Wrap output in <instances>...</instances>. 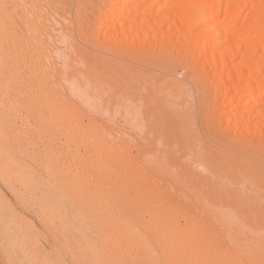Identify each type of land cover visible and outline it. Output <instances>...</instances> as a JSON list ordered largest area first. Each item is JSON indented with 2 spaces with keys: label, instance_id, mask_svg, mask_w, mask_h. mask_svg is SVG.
<instances>
[{
  "label": "bare ground",
  "instance_id": "1",
  "mask_svg": "<svg viewBox=\"0 0 264 264\" xmlns=\"http://www.w3.org/2000/svg\"><path fill=\"white\" fill-rule=\"evenodd\" d=\"M1 10L10 140L0 180L14 199L25 200L26 177L38 175L19 157L32 128L29 161L40 172L37 186L29 181L42 217L85 233L197 240L213 230L217 242H244L264 257V236L248 232L264 213V0H0ZM1 195L5 232L22 219ZM18 235L6 240L23 255L15 260L28 248ZM115 251L101 252L104 261L92 254L101 264L130 255Z\"/></svg>",
  "mask_w": 264,
  "mask_h": 264
},
{
  "label": "rangeland",
  "instance_id": "2",
  "mask_svg": "<svg viewBox=\"0 0 264 264\" xmlns=\"http://www.w3.org/2000/svg\"><path fill=\"white\" fill-rule=\"evenodd\" d=\"M0 16H1V19L2 18L4 19L5 13L3 10L0 11ZM6 72H7V69H6V66L4 64V39H3V37H0V162H1L0 177L1 178H3L6 174V172H4V171H7V168H6L7 167V165H6L7 156L5 157V155L8 154L7 153L8 147L6 149V146H9V145H6V142L8 141V140H6L7 136L9 137L7 139L10 140V135H9L10 134V131H9L10 130V124H9L10 123V120H9L10 114L9 113L10 112H9V103H8V83H7V75H6L7 73ZM5 110H6V112H5ZM5 116L7 117L8 121H9V122L8 121L6 122L7 124H5V120H6ZM20 119L21 118L16 119V121L18 122V123L16 122L17 127H19V126L21 127L23 122H24L21 119L23 122H22V124H19V123H21ZM8 124H9V127H8ZM5 125H7V126H5ZM6 127H8V128L6 129ZM28 128H30V127H28ZM5 130H6V132H5ZM30 132H31L30 135L32 138L31 143H26V142H24V140H21V142H23V143H20V142L18 143V144H20L18 147L19 148L21 147L20 148L21 149V152H20L21 155L19 154V157L21 160H23L22 166H24L27 163L25 165V167L27 169L24 167H23V169L21 167V169L26 174L27 173L30 174L31 170H32V172L33 171L35 172L33 176H36L35 174H38L37 176H39L40 169L38 168L39 166L36 162V159H35V162L29 161V160H32L35 158L34 157V156H36L35 152H37V149H38V147H35L38 145V144H36L37 143L36 142L37 141V138H36L37 134L35 133V131L32 128H30ZM33 145H35V146H33ZM23 147L24 148L26 147V150H27L26 153H24L25 149ZM30 152H31V154H30ZM23 153L24 154L28 153L30 155L27 154L28 157L25 158L26 155H24ZM32 155L34 158L29 157ZM32 161H34V160H32ZM4 162H6V163L2 164ZM2 165H3V167H2ZM27 165H28V167H27ZM29 168H30V170H28ZM27 171H30V172H27ZM26 174H24V177L26 176ZM30 176H32V175H30ZM37 176L33 177L34 178L33 181L30 180L32 177H29L30 179L28 177H26L27 181L25 183L27 185H28V182L30 183V186H27L28 189L25 187L26 185L24 184V182H22L24 184V186H23V184H21V182L17 181L18 184H20V185L16 184V186H15L16 188L18 187L16 189L17 192L22 191V190L24 191L23 187L27 189V190L25 189V192L26 191L27 192H26V194H24L25 200L22 197L23 192H22V194L20 192V194L22 196L21 197L19 196L23 200L19 199V197H16L20 201L19 200L16 201L15 200L16 198L14 199V195L11 196V192L8 191L7 188H5L6 185H5V183L3 184L4 178H3V182L0 180V191H2V195L5 196V197L4 196L3 197L9 201V204H8L7 200L4 199L3 201L4 202L7 201L5 204H8L10 207L16 209L14 211L15 212L18 211V215L21 216V219H22L21 223L24 222V224L17 222L16 220H20V218L18 219L19 216L17 214H15V212H14L13 221H16L17 224L14 225L16 223V222H14V223H12V225H14L15 228L19 225V223H20V225L17 227V229H15L14 227L11 228L12 225H10V226L8 225V226L10 227V229H15L13 231L15 236L18 235L17 232L20 230L21 226L22 227H21L20 231H23L24 229L26 231L29 228L28 232H26V234H24L25 236L23 235V233H25V232H19V235H18L19 237L22 235L21 241H24L23 236L26 239L24 241L25 242L24 245L26 246L25 248H27V246H28V248L26 250H24V252L26 254H28V256H25L26 254L24 255V258H22V257L18 258L16 256L18 258V260L17 259L15 260L12 257H14L15 255H20L21 253L18 251H17V254L10 252L13 249V248L11 249L10 247H12L11 245L13 243L11 241H12V238L14 237V235H12L11 233H10L11 235L9 233H6L8 230H10L9 227L8 228L6 227L7 231L4 232V230L1 228L2 226L0 225L1 226L0 227L1 228V231H0L1 239L0 240H2L3 236L5 237V238L3 237L4 240L2 242H0V244H3L2 246L5 245L4 249H5V247L10 249V250H8V252L10 254L9 255V254H7L8 252H6L7 250L5 251L3 249V247H1V245H0V264H9L8 261H10L11 258L13 260H15L14 262H12L13 260L11 259L12 260L11 263H13V264L14 263L22 264V262H23L22 259L25 260L24 263H26V264H41L40 262L42 260L45 261V258L48 259L47 264H99V263L101 264V262H99V261L103 260L102 257L105 256L106 253L108 255H110V254L112 255L114 253L113 251H115V249H116L115 253H117V251H120L122 249V251L124 250V251L128 252V254H130L128 256V258L124 259V261L114 260L113 262L115 263V261H116V264H139L138 262L134 261V259H132L131 256H133L135 254H147L148 252L160 253V251H163V250L169 251V252H178V253H180L181 256H184L183 261L179 264H200L197 261H195L194 260L195 257L192 256L195 252H198L201 255L200 259L203 260L202 264H264V257L261 258L259 256L251 255L252 254L251 251H249L248 253L244 252V249H250V245L247 246L244 244V242L237 244V245H230L227 241L217 242L214 238L213 230H209L208 234L204 235L200 239L195 240V239H191L190 237H188L186 235L154 233V232H156L155 230H141V231H138L137 233H134L132 235H119L118 233H113V232H107L105 234H99V232H96V231H92L91 233H85V231H82V230L74 231V230H70L69 228L67 229V227H63L61 225V223H59V222L58 223L54 222L56 224L55 225L51 221L50 217L49 218L45 217V215H44V217H42L44 213L46 214L45 210L39 211L37 208L38 206H36V205H38V203L36 201V199H37L36 194L37 193L35 191H37L39 189L38 188L39 186L34 189L33 185L31 186V183L34 182V180H35V183H33V184L34 185L36 184V180H39L37 178ZM29 180L32 182H30ZM17 182H15V183H17ZM37 185H35V186H37ZM19 186L21 189L19 188ZM29 193H31V194H29ZM20 194H18V195H20ZM27 195H29V197L26 199ZM29 198H31L30 199L31 201L29 200ZM32 200H33V202H32ZM0 202H1V200H0ZM31 203H33V206ZM35 207H36V209H35ZM0 210L2 211V209H0ZM1 211H0V214H1ZM8 211L10 212V210H4V211H2V214H7L8 216H10L8 214ZM41 212H44V213L42 214ZM14 216L16 218H14ZM260 216L263 217L262 224L258 225V228L248 230V232L251 235L264 236V213H262ZM46 218H48V221L50 220L49 224H47L48 222H47ZM50 222H52L55 226L54 225L51 226L52 223H50ZM25 224H27L26 225L27 227L25 226ZM58 224H60L62 227L59 226ZM32 226H34V227H32ZM33 228H34V230H33ZM32 231L36 232V233H33ZM71 231H73L74 233ZM8 232H12V230H10ZM31 233H33V235ZM2 234H3V236H2ZM7 234H9L10 237L7 236ZM29 235L31 236V238ZM38 236H39V238H37ZM34 238L40 239V241L39 240L37 241ZM8 239L12 243L10 245V242H8L9 246L7 243V241H9ZM32 240H34V241L36 240V242L33 243ZM26 241H27V243H26ZM30 242H32V246L30 245L31 244ZM38 242H40V243L38 244ZM27 244H29L31 247ZM35 245H37L36 246L37 250L39 249V247H40V249H42L41 251H45L44 249H46V251H45L46 253L45 252H42L43 254L40 253L41 252V251H39L40 249L38 250L39 252L37 250H36L37 252L34 251ZM30 248H34V249H30ZM118 249H120V250H118ZM27 250L29 253L27 252ZM13 251L16 252V250H14V249H13ZM103 251L105 254H103V253L101 254V252H103ZM256 251H258V249H256L255 252ZM30 252H31V254H30ZM93 252L100 254V257L102 255V257L100 258L102 260L96 261L98 256L96 257L94 254H92ZM5 253H6V255H5ZM13 254H15V255H13ZM47 254H49L50 256H44ZM107 254H106V256H108ZM7 255L9 257L12 255L9 260L6 259L8 257L4 258V256H7ZM29 255H31L32 258L26 259L27 257H29ZM21 256H23V255L21 254ZM40 256L42 259L40 258ZM52 257H53V259H52ZM50 258L52 259V261L50 260ZM30 259H31V261H30ZM47 259H46V262H47ZM162 260L163 261H159V260H156L154 262L149 261L147 263L148 264H175L171 260H166V259H162ZM44 261H42V262H44ZM49 261H51V262H49ZM113 262H110V263L112 264ZM42 264H45V262Z\"/></svg>",
  "mask_w": 264,
  "mask_h": 264
}]
</instances>
